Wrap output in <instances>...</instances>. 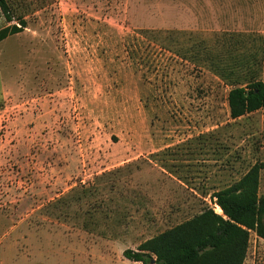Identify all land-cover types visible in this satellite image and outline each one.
<instances>
[{"label":"rangeland","instance_id":"rangeland-1","mask_svg":"<svg viewBox=\"0 0 264 264\" xmlns=\"http://www.w3.org/2000/svg\"><path fill=\"white\" fill-rule=\"evenodd\" d=\"M10 2L27 26L0 41V264H133L264 164V108L227 101L264 80V0ZM244 264H264L254 231Z\"/></svg>","mask_w":264,"mask_h":264},{"label":"trees","instance_id":"trees-1","mask_svg":"<svg viewBox=\"0 0 264 264\" xmlns=\"http://www.w3.org/2000/svg\"><path fill=\"white\" fill-rule=\"evenodd\" d=\"M0 9L11 23L0 29L2 41L21 32L27 21L10 0H0ZM227 101L233 119L264 108V80L231 88ZM263 168L257 162L232 184L213 191L216 210L206 204L191 218L142 241L136 250L125 249L124 257L142 264H244L250 232L264 239V193H259Z\"/></svg>","mask_w":264,"mask_h":264},{"label":"crops","instance_id":"crops-1","mask_svg":"<svg viewBox=\"0 0 264 264\" xmlns=\"http://www.w3.org/2000/svg\"><path fill=\"white\" fill-rule=\"evenodd\" d=\"M262 190H261V179H260V186H259V193L260 194H263L264 193V190L261 192ZM259 239L260 240H263L264 241V239H262V238H260L259 237ZM124 251V250H123ZM99 252H102V251H99ZM73 256V259H74V261H75V263L77 264L78 262H82V261H85L86 262V264H90V262H91V260H90V258H91V256H90V254L89 253H85V254H80V253H75L74 255H72ZM124 256V255H123ZM125 258V257H124ZM127 260H129V259H127ZM98 261L100 262V260L98 259ZM130 262H132L133 264H142L141 262H139V261H131V260H129Z\"/></svg>","mask_w":264,"mask_h":264}]
</instances>
